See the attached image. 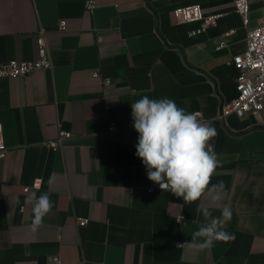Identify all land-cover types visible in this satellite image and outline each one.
Here are the masks:
<instances>
[{"label":"crops","instance_id":"1","mask_svg":"<svg viewBox=\"0 0 264 264\" xmlns=\"http://www.w3.org/2000/svg\"><path fill=\"white\" fill-rule=\"evenodd\" d=\"M87 1L0 0V63L36 58L39 37L51 43L49 68L0 78V134L8 149L0 160V264H51L54 257L264 264V109L218 120L220 105L236 94L237 70L227 62L245 50L246 30L264 19V0H250L247 29L234 0H94L91 14ZM192 4L225 16L192 35L200 24L176 16ZM221 39L227 45L216 50ZM144 95L167 97L212 122L221 166L211 182L226 184L220 200L205 195L186 204L147 178L131 116V103ZM61 131L71 137L53 151L45 143ZM32 192H50L54 205L35 232L25 203ZM199 205L214 216L229 206L226 230L235 239L190 250L185 242L203 223Z\"/></svg>","mask_w":264,"mask_h":264},{"label":"clouds","instance_id":"2","mask_svg":"<svg viewBox=\"0 0 264 264\" xmlns=\"http://www.w3.org/2000/svg\"><path fill=\"white\" fill-rule=\"evenodd\" d=\"M131 109L132 126L139 134L135 154L146 167L147 178L159 185L161 191L171 192L186 204L200 201L205 195L220 200L226 184L223 180L211 182L221 166L212 142L218 136L212 122H203L199 113L188 112L167 97L150 99L144 95L131 103ZM25 203L31 205L30 228L38 231L54 206L51 193L37 196L32 192ZM197 211L202 214L203 223L185 242L190 250L202 252L215 242L235 239L226 230L233 215L229 206L219 209V216H214L209 206L199 205Z\"/></svg>","mask_w":264,"mask_h":264},{"label":"built area","instance_id":"3","mask_svg":"<svg viewBox=\"0 0 264 264\" xmlns=\"http://www.w3.org/2000/svg\"><path fill=\"white\" fill-rule=\"evenodd\" d=\"M233 8L234 12L241 18L243 27L247 29L250 0H234ZM86 9L90 14L93 12L95 9L94 0L87 1ZM176 16L179 23H199V28L193 31L192 35H200L209 27L216 25L225 14H205L199 4H192L178 7ZM65 29L66 22L62 20L58 23V30L62 32ZM234 33L235 31L231 30L224 36H231ZM245 43V50L234 55L227 62V65L233 66L237 70L234 79L236 94L231 101L223 102L220 105L218 112V120L220 121H224L231 114L238 118H244L247 115L259 113L264 109V19H261L256 28L246 30ZM50 44L46 38L39 37L36 40V58L30 61L12 59L0 63V78L16 79L26 77L36 71L49 68L50 61L47 51ZM226 45V41L221 39L216 46V50H221ZM94 76L97 77L96 74ZM198 118L203 120L200 113ZM133 130L134 134L139 136L135 129ZM107 131L110 133L114 132V125H110ZM70 137L71 134L69 132L61 131L55 139L49 140L45 144L51 150L56 151L63 148ZM7 152L8 149L0 134V160L5 159ZM157 188H159V185H157ZM28 191V188L24 189V192ZM78 223L80 226H84L86 221L79 219ZM51 264H84V262L64 263L59 258L54 257Z\"/></svg>","mask_w":264,"mask_h":264}]
</instances>
